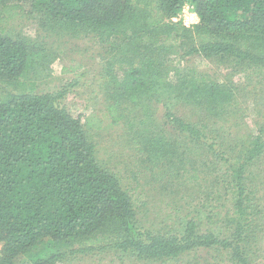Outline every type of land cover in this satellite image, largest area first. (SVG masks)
I'll use <instances>...</instances> for the list:
<instances>
[{"label": "trees", "instance_id": "16d2710c", "mask_svg": "<svg viewBox=\"0 0 264 264\" xmlns=\"http://www.w3.org/2000/svg\"><path fill=\"white\" fill-rule=\"evenodd\" d=\"M24 3L39 14L42 47L8 33L6 22ZM185 3L194 6L199 19L192 27L172 19ZM81 35L103 47L111 122L125 118L124 104L161 105L164 123L179 132L181 147H171L160 133L146 137L141 150L161 175L177 172L180 162L182 175L211 191L193 215L169 213L161 228H148L139 218L135 194L97 161L87 131L100 129L102 117L89 113L83 121L65 105L73 82L53 92L2 91L0 264H58L105 248L156 262L219 249L232 264H252L260 255L256 222L262 199L249 174L264 157V123L231 146L223 126L186 120L175 108L233 111L234 76L255 78L264 88V0H0V80L18 84L25 78L34 85L57 59L48 39ZM193 58L226 67L232 78L200 73L187 64ZM81 67L76 62L62 71ZM199 150L196 164L193 155ZM45 237L50 238L45 253H33ZM19 256L24 260L17 261Z\"/></svg>", "mask_w": 264, "mask_h": 264}, {"label": "rangeland", "instance_id": "374dc122", "mask_svg": "<svg viewBox=\"0 0 264 264\" xmlns=\"http://www.w3.org/2000/svg\"><path fill=\"white\" fill-rule=\"evenodd\" d=\"M38 19L39 14L33 12L29 4L24 3L20 14L6 22L8 33L23 35L33 40L38 48L42 47L46 39L39 29ZM48 42L57 50V59L50 66V74L32 86L25 78L19 80L18 84L0 80V93L20 90L34 93L53 92L73 82V85L67 88L64 103L71 114L81 115L83 121L89 113L102 117L101 128L89 129L88 138L95 144L99 164L115 174L122 186L137 197L139 218L144 226L161 228L165 224L164 217L169 213L193 215L195 207L200 205V201L207 197V192L211 189L198 188L189 180L187 173L182 175L180 162L176 164L177 172L175 170L172 174L161 175L160 169L151 166L146 153L141 150L142 143L147 144L146 137H154L160 133L167 138L171 147H181L179 132L165 124L163 107L153 102L146 106L147 101L143 102V105L127 103L122 106L125 118L112 123L105 107L113 97L110 94L112 88L107 84L108 78L103 72V47L93 37L86 35L48 39ZM196 60L190 59L187 64L195 67L200 73H207L211 78L217 77L225 81L232 78L226 67H218L206 59L199 63ZM76 62L82 64L80 69L62 71L63 65ZM233 78L237 86V102L235 105L233 103L234 107L231 108L233 111L227 114H213L191 105L175 108V113L186 120L201 119L208 121L210 127L223 126L224 141L231 146H235L247 134L254 135L259 124L264 123V88L257 84L255 78L242 76ZM143 119L149 121L142 124ZM201 154L199 150L193 155L196 164L201 161ZM250 171L253 173L249 174L250 186L255 184L257 194L262 199L259 202L261 214L256 222L260 255L252 264H264V157ZM212 202L216 206V195H213ZM49 242L50 238H42L32 252L45 253ZM49 251L51 250H47ZM219 251V249L191 251L177 260L156 262L136 260L122 255L117 249L105 248L77 254L73 259L58 264H232ZM22 260L24 256L17 258V261Z\"/></svg>", "mask_w": 264, "mask_h": 264}, {"label": "built area", "instance_id": "2783aa9c", "mask_svg": "<svg viewBox=\"0 0 264 264\" xmlns=\"http://www.w3.org/2000/svg\"><path fill=\"white\" fill-rule=\"evenodd\" d=\"M174 21H181L186 27H192L198 22L197 13L194 6L190 3H185L176 17L172 18Z\"/></svg>", "mask_w": 264, "mask_h": 264}]
</instances>
